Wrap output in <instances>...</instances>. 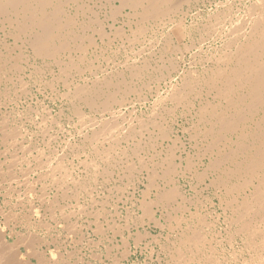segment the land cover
Wrapping results in <instances>:
<instances>
[{"label":"bare ground","instance_id":"1","mask_svg":"<svg viewBox=\"0 0 264 264\" xmlns=\"http://www.w3.org/2000/svg\"><path fill=\"white\" fill-rule=\"evenodd\" d=\"M206 2H209L211 7L208 5L209 7L207 8H210V10L208 9L207 13L203 15L197 4L202 3L203 5H205ZM193 9L195 11H193ZM97 11L101 12L102 15L100 16ZM119 18L121 22L120 24L117 22ZM105 27H108L109 31ZM148 31H151V34H147ZM194 31H196V33L197 31L200 32L199 36L201 37V41H197L199 42L198 44H194V38L196 39V37L193 36L194 34H196ZM118 36L120 39H122V44L126 42L125 44L127 48L130 47L131 49H133V47H135L138 43L140 47L138 48V51H135L141 56L137 57V55H135L136 57L132 58L131 61V58L128 59L127 57H125L126 59L121 63L117 62L118 64H116L115 67H112V70L105 72L102 71L103 73L97 74V68L94 64L93 59L96 58L97 55L101 54V52L98 53V51L102 50L101 46L99 47L101 50L97 49V44L99 42L98 39L105 45L107 44L108 46H110L112 39L114 40L115 37ZM202 38H205L203 39L205 41L209 39V44L206 49L203 48L205 42L202 40ZM205 46L207 45L205 44ZM135 51H133L134 54ZM185 51L190 52L188 58H186L185 56ZM110 57V60L113 59L112 56ZM186 59L190 60L186 62ZM38 60H40V63L43 64H39ZM185 64L188 66L186 67ZM105 66H107V64ZM24 68H26V70H29L27 76H30L33 72H35L36 74H39L40 72H48L50 78L49 80L46 79L47 77L45 79L48 80L46 84H48L49 88H56V84L58 85L59 82L60 84L62 83L61 85L64 88V91L59 93L58 95L61 94L60 96L63 98V100H67L68 105H66V107L68 106V111L72 113L73 110L72 114L78 116V120H80L79 122L80 124H82V129L79 131H81L80 133H82V135L84 136L83 140H85V142L86 139H88L89 142H86L87 144H90V141H92V143L94 144V149H96L95 153L100 156L97 157V159L101 158V156H113L111 155V153L117 152V149L122 142H127L129 138H133L135 135H138V133H141V135H138L140 137L142 136V133L148 132L146 134H148L150 141L152 139L154 143L156 141L155 139L158 137H171V129L166 127L168 124H166V126H163L162 123L155 121L154 118L149 120H142V118L139 117L140 115L137 116L133 114L134 117L137 116L135 119L137 120V122H135V124V120H133V116L131 114H126L128 115V117L124 116L125 113H122L124 111H122L120 108L117 109V107L124 104V102L128 98V95L130 93L138 91V88L148 86V84H150L151 82L157 83L161 80L165 81L166 86L169 89H166L167 91H165V95H163L160 100H167V98H169L167 101H174V105H176V103H178V105L179 103L187 105L186 113L189 115L190 121H192V123H190V125L192 124V126L189 129L190 131L188 132V135H186L190 138V140L192 139V146H196L199 149V151H197L198 149L196 150V152H198L196 153L197 158L201 157L202 159H207V164L204 165L201 172L197 173L198 171H196V176L199 177L200 181L202 182L206 177H208L209 183L207 182L206 185L209 186V189L210 186H212V189L214 190L213 192L219 198V202L223 207L224 219L226 222L225 231L227 233L226 236L228 237L227 241H229L230 243L232 242V240L234 242V239H240L241 244L239 249L247 250L249 254L247 258L248 262H246V258H243L245 264H264V0H0V88H11V90H14L13 88L17 84H15L16 78L18 79L17 82H19V87H16L26 88V81L23 82V78L20 74V72L23 71ZM87 70H89L93 77L85 78L83 76L84 79L82 80V82L74 79V76H82V73L86 72ZM172 73H174V76H172ZM77 77L75 78L78 79ZM25 80H27V78ZM43 80L44 79H42V81ZM6 90L2 92L5 93ZM3 93L0 92L2 96H4ZM23 93H26L24 89ZM140 93L141 92H138V94ZM7 95H5V97H7ZM143 95L142 97L144 100L145 95ZM55 97L56 96H54V98ZM142 97H140L141 100ZM43 104L44 103L42 102V105ZM182 104L180 106H182ZM152 106L157 108L159 105H157V107L154 105ZM169 107L171 106H168L166 108L168 109ZM85 108H88V112H94V114L89 115V113H85ZM184 108L185 107H183V109ZM42 109L43 111L44 109L45 111L47 110L45 105L42 106ZM59 110L58 114H60L62 111ZM161 111L164 110L161 109ZM131 112L133 111L131 110ZM156 112L154 110L153 114L155 116H158L160 113H157V115L155 114ZM45 113L48 112L46 111ZM178 113V116H180V112ZM154 115L149 116L154 117ZM17 117L20 116L18 115ZM169 119L171 120L170 117ZM48 120L49 124L51 122L54 123V121L58 122V118L55 119V117H50V119ZM45 123L46 121L42 123L44 127L43 130L40 131V133L42 132L41 135H43L42 139L44 146L42 150H40V157H37L38 159L41 158L38 160L40 163L36 162L39 167L37 166V164L36 167L41 170V172L39 171L41 174H39L43 176L42 179L49 178L52 183L58 185L59 187L67 174L66 172V175L62 174V178H59L57 177L58 175H55L56 171L64 168V163L58 156V159L56 158V162L55 160L54 162L50 161L54 157L51 158V156H47L49 155L50 151L49 141L51 136L50 133L48 134V129L49 127L53 126V124L49 126ZM4 124H0V134L3 133V136H0L1 139H3L2 143L3 141L9 140L10 138L14 139L12 141L15 142L16 140L17 142V139H15V135L18 134V130L20 128L17 129L16 127H14V129H17L16 131H18L16 132L15 130H10V128L6 127V125ZM148 125L150 127L152 126L153 128L148 127ZM78 128H80V126ZM156 130H158V133L156 134V136H152V133H154ZM54 138L51 136L52 140ZM143 139L144 138L141 137L139 139L137 138V142H134V146L132 145V152H135L137 154L135 156H138L140 160L141 158L139 157L140 155L138 151L140 149H143L147 142H145ZM12 141H10L11 145L13 144ZM153 141L149 142V148ZM130 143L132 144L133 142L131 141ZM181 144H183V142ZM73 145H75V143H73ZM51 146L53 145L51 144ZM168 146L169 144L167 145V150H169ZM51 148V151L55 153L56 147ZM53 148L55 151H53ZM123 148H121L122 150L119 148V151H124L126 153V151H128L127 148L129 147L124 149ZM176 148H174L175 150L171 149L166 152V155L162 151V155H165V157L160 158L161 160L158 161L154 159V162H150V167L147 164V160V162L145 160H141V163H139V160L136 159V161L140 164V169H138V172L142 168H145L151 173H147L148 179L150 178L151 185L159 184V182L157 184L156 178L161 179L164 183H169V186L167 184L168 187L160 186L161 188H159L158 186H156L157 190L155 191L156 193H154V199H152L151 197V199L148 201V196L147 200L143 199V201H146L144 202L145 206H143L142 209L145 207V211L147 213L146 215L151 217L152 220L154 217V215L152 217V208L159 203L165 202L166 204L167 202H177V207H182L183 209L186 208L183 207L185 205V202H183L185 200V194L184 191L180 189L181 185L179 186V184H177V176L179 174L181 176L193 169L191 164L192 159H185V161L187 160V162L185 163H188L185 166L186 169L180 168L183 163L182 161L184 154L176 153ZM24 149L28 150L27 148ZM132 149H130L129 151L131 155H133L131 152ZM181 150L185 151V149ZM37 152L39 153V151ZM124 152L122 153V155L125 154ZM189 152L186 149V156L189 155ZM192 152H194V150ZM128 154L125 156H128L129 158L130 155ZM154 154H151V156ZM21 156L23 157L24 155L22 154ZM41 156H45V160L42 161L43 158ZM54 156L56 157V155ZM121 157L122 156H120L119 158ZM194 157L196 156L194 155ZM14 158L13 161H11V163L13 162V164L15 163ZM176 158L177 161H175ZM16 159L18 160L19 158ZM108 159L105 162L109 161ZM117 161L120 162V160ZM117 161L113 160V163ZM121 161L123 160L121 159ZM17 162L18 161H16V163ZM90 162H92V160ZM111 163H109V165L107 166H112L113 163ZM106 164H108V162ZM127 165L126 167L132 166V164H130L129 166ZM133 165H135V163ZM103 170L104 172L106 171L105 173H107V170L105 168ZM132 170L131 173L128 170L127 171L132 176L136 175L137 173H132ZM142 171H144V169H142ZM10 172L12 174L11 176L14 177L15 173L13 172V170H11ZM20 172L22 171H19L18 173ZM60 172L56 174H59L61 176ZM24 173H26L25 170ZM129 173L127 175H129ZM68 175L70 174L68 173ZM71 177L68 178L70 179V181ZM192 178L195 179V177ZM23 180L26 181L27 179L25 180L24 178ZM47 181L50 182L49 180ZM157 181L159 180L157 179ZM41 182V189H39L40 187H36L39 191L42 190V188L45 189L46 182ZM75 182L77 181L74 180V183ZM33 185L32 188L34 187ZM149 185L146 187H149ZM64 186L66 185L64 184ZM3 187L4 186L2 185V188ZM9 188L11 189V186ZM25 189L27 190L31 188L28 187ZM64 189L62 191H64ZM6 190L7 189H5V191ZM148 191L151 190L149 189ZM55 192L53 195H55ZM186 198L188 200L189 197L187 196ZM21 199L22 198H20V200ZM46 199L48 200L49 198ZM47 200L46 202H49L47 204L48 206L50 203V205L54 204L50 202L51 200ZM192 200L193 199H190L187 202H190ZM182 203L184 204L182 205ZM41 204L43 206V203ZM33 206L30 207L29 212H31ZM159 207L161 208V206ZM52 209L53 208L50 209V212L52 211ZM170 209L172 210L173 208ZM187 210L189 211L188 216L182 218H176L175 216L176 223L175 225H173V232H176L174 238H176L177 241L174 242V244L170 243L173 244L174 247L173 256L178 260H181L180 263L184 261V264H219L221 258L219 259L217 255L213 256L214 250L211 249V251L208 249V242L210 240L209 238H207V232L205 234L203 231L204 227L208 226V221H205L206 219L201 220L203 222H206L207 224L204 225L203 228L200 227L202 225V222L200 223V217H204V214L201 213L202 215L198 218L197 216H195L194 211L192 212L189 208H187ZM166 213L169 214L170 211H166L165 214ZM21 216H24L25 218L26 215L23 214ZM27 217L28 216H26V218ZM111 221L113 222V219ZM181 221L185 223V226H183V224L181 226ZM196 221L199 222L200 226H198ZM112 225L113 224H111V226ZM126 225L127 224H125V226ZM0 232L2 231L0 230ZM27 236L24 235V237L26 238ZM2 237L3 235L0 237V240H2ZM36 240L38 239H35V241ZM28 241L29 239H27V243L30 242V245H28L32 248L35 245V241ZM216 244H218V242ZM166 247L167 246H165V248ZM9 249L7 250L8 254L3 253L0 255V264H22V261L25 259H19L18 257H16V252L10 253L11 250ZM35 250L33 249L34 252ZM203 251H207L209 255L205 254V252ZM53 252H51L50 255L55 254ZM229 255L231 254L229 253ZM41 259L43 260V257ZM49 259L54 261V259L52 258ZM172 259L174 260V258ZM53 261L50 262V264L53 263ZM222 261H224V259H222ZM240 261L243 262L242 260Z\"/></svg>","mask_w":264,"mask_h":264},{"label":"rangeland","instance_id":"2","mask_svg":"<svg viewBox=\"0 0 264 264\" xmlns=\"http://www.w3.org/2000/svg\"><path fill=\"white\" fill-rule=\"evenodd\" d=\"M208 5L210 6L209 2H206L205 5H203L202 3L197 4L198 8L200 9V11L202 12L203 15H205L207 13L208 9L210 10V8H207V7H209ZM102 10H103V8H102ZM193 11H195V10L193 9ZM98 14L100 16L102 15L101 12H98ZM117 22L119 24L121 23L120 18L118 19ZM105 28H107V30L109 31L108 27H105ZM194 32L196 33V31H194ZM147 34H151V31H148ZM196 34L193 35L194 37H196V39L194 38V40H195L194 44H198L201 41V39H200L201 37L199 36L200 32L197 31ZM146 36H149V35H146ZM198 37H199V39H198ZM203 39H205V38H202V40ZM184 40H186V39H184ZM98 41H97L98 42L97 49L101 50L99 48L101 46L102 50L98 51V53L101 52V54L97 55V57L93 59L94 64L96 65V68H97L96 69L97 74H99V73L101 74L105 71L112 70L113 69L112 67H115L116 64L123 62L126 59L125 57H127L128 59L131 58L130 59V61H131L132 58L136 57L135 55H137V57L141 56V55L137 54L135 51V50L138 51V48L140 47V45L138 43L136 44L135 47H133V49H131L129 47L131 49L130 50L129 48H127V46L125 44L126 42L124 44H122V42H121L122 39H120L119 36L115 37L114 40L112 39L110 46H108L107 44L105 45L99 39H98ZM197 41H199V42H197ZM203 41L205 42L203 48L206 49L208 47V44H209L208 43L209 39H207V41H205V40H203ZM119 42H121V43H119ZM205 44L207 46H205ZM123 45H124V47H123ZM106 47H108V48H106ZM126 49H128V50H126ZM116 51H118L119 53ZM133 51H135V54L133 53ZM109 55L112 56L113 59L110 60L109 58H111V57ZM189 55H190V52L185 51L186 58H188ZM93 56H95V55H93ZM174 57H175V55H174ZM101 58H103L104 60L106 59L107 61L106 60L104 61ZM188 60H190V59H188ZM188 60L186 59V62ZM38 63L43 64V63H40V60H38ZM106 64H107V66H105ZM40 66H43V65H40ZM185 66L187 67L188 65L185 64ZM98 68H99V70H98ZM28 71L29 70H26V68H24L23 71L20 72L21 77L23 78V82L26 81V84L24 83L26 88H18L19 82H17V80H18L17 78H16L15 84L17 83L16 86H18V87L14 86L15 84L12 85V86H14V88H13L14 90H11V88H8L9 89V91H8L7 88H4V89L0 88V90L3 89L0 91L1 93H3L7 89L6 92L3 93L4 96H2V94H0V104H1L0 105V124L3 125L5 123L4 125H6V127L10 128V130H15L14 127H16L17 129H19V128L22 129V130L19 129L18 130L19 132L16 131L17 129L15 130L16 132H18V134H20V135H18V134L15 135L16 138L14 137L15 139H17V142H16V140H15V142L12 141L14 139L10 138L9 140L3 141V143H2L3 139H1V137H0V150L2 149L0 151V167H1L0 169H2V170H0V230L2 231V232H0V237L3 235L2 240H0V250H1L0 255L3 253H7V250L10 247L9 250L13 251V252L10 251V253L16 252L15 253L16 257H18L21 260L23 258L25 259L22 261V264H50V262H52L53 260H50L49 258L54 259V257L56 255L57 256L55 257V259H57V260L54 259V261H56V262L53 261L54 264L55 263L56 264L57 263L58 264H60V263L61 264H174L175 262H176L175 264H184V261H182L180 263L181 260H178L176 257L173 256V254H174L173 244H174V242L177 241V239L174 238L176 235V232L175 231L173 232V225H175V223H176L175 219L177 217L182 218V217L188 216L189 211L187 210V208H189L192 212L194 211L195 216H197L198 218H199V216L204 214V217H202V216L200 217V223L202 222L201 226H200L199 222L196 221L198 226L203 228L204 225H206L207 223L203 222L201 220L206 219L205 221H208V224H207L208 226H205L206 228L204 227L203 231L205 234L207 232V238H209V240H210L209 242L207 241L209 243L208 249L214 250L213 256L217 255V257L219 259L221 258L220 261L222 263L219 261V264H245L244 263L245 261H243L245 258H246L245 259L246 262H248L247 258L249 256V254H248L247 250H240L239 249L240 244H241L240 239L239 238L234 239V242L232 240V242H230V243H229V241H227L228 237L226 236L227 233L225 231L226 222L224 219L223 207L221 206V204L219 202L218 196L213 192L214 190L212 189V186H210V189H209V186L206 185L207 182L209 183V181H208L209 178L206 177L204 180L205 181V183H204V181L203 182L200 181V178L196 176L197 173L202 171L204 165L207 164V159L203 158L204 159L203 160L201 157L197 158L196 153H198V152H196V150L198 149V147L194 146V147H196V148H194L192 146V139L190 140V138L187 136L188 132L190 131L189 129L192 126V124L190 125V123H192V121H190L189 115L186 113L187 112V108H186L187 105L186 104L184 105L182 103H179V105H178V103H176V105H177L176 106V105H174V101H172V100L170 102L167 101L169 98H167V100L166 99L160 100V98L163 95H165V93H166L165 91H167L166 89H169V88H167L165 81L161 80L160 82H157V83L151 82L150 84H148V86L141 87L142 89L138 88V91L130 93L128 95L127 100L124 102V104H122V106L117 107V109L120 108L122 111H124V112H122L123 114L125 113L124 116L128 117V115L131 114L133 116V120H135L136 117L139 115H140L139 117L142 118V120H149V119L154 118L155 121L162 123L163 126H166V124H168L166 127L171 129V134H172L171 137H169V138L158 137L155 139L156 140L155 143L151 139V141H153V142L150 145V148L148 145L150 144L149 142H151V141L148 137V134H146L148 132L142 133V136H144V137L140 136L141 138H144L143 140L145 142L146 141L147 142H146V145L144 146V148L140 149L138 151L139 155H140L139 157L141 158V160H145V161L147 160L148 161L147 164L149 167L151 166V163H150L151 161L154 162L155 160L156 161L161 160L160 158H164L166 155V152H168L171 149L176 148L177 146L178 147L176 148L175 152L184 154L183 155V161H182L183 163H182V166H180V168L186 169L185 166L188 163L186 164L185 162H187L188 159L193 160V161L191 160V162H192L191 164H192L193 169L191 171L186 172L190 176L187 175L186 173L183 174L184 176L183 175L180 176V174L177 176V184H179V186L181 185L180 189L182 191H184V194H185V200L183 201V202H185V205L183 207H186V208L183 209L182 207H177L178 206L176 204L177 202L176 203H168L167 202L166 204H165V202L159 203V204L153 206V208H152L153 211L151 210L152 211V217H153V215L155 217V218L153 217V220H154L153 221L151 217L146 215L147 213L145 211V207L143 208L144 210L142 209V207L145 206L144 202L147 200V196L149 198L148 201L151 199V197H152V199L155 198L154 193H156L155 191L157 190L156 186H158L159 188L164 187V186L168 187L169 183H166V182L164 183L161 179L156 178V182H157V184L159 182V184L158 185H151L150 178L148 179V174L150 173L149 170L142 168V169H144V171H147V172L142 171V169L139 170V172H138V169H140L139 163H141L140 162L141 160L138 158V156H135V155H137L135 152H132L133 151L132 145L134 146V144H135L134 142H137V138L138 139L140 138L138 135H141V133H138V135H135L136 137L134 136L133 138H129L127 140V142H122L117 149L118 153L111 151L112 152L111 155H113V156H110V155H109V157L107 156L109 159L106 156L105 157L101 156V158L97 159V157H100V156L97 153H95L96 149H94V144L92 143V141H90V144H87L89 142L88 139H86V142H87L86 143L85 140H83L84 136L82 135V133H80L81 131H79L82 129V124H80V122H79L80 120H78V116L72 114L73 110H72V113L70 111H68L69 108H68V106L66 107V105H68L67 100L64 99L65 100V105H64V100L60 96L61 94L58 95L59 93L64 91V88L61 85L62 83L60 84V82H59L58 85L56 84V88H49L48 84H46L50 78L48 72H46V73L40 72L39 74L38 73L36 74L35 72H33L32 73L33 75L31 74L32 76L31 75L27 76ZM88 72H89V70L82 73V76L76 75V76H74V79L82 82L84 77L85 78L93 77L92 74L90 72L89 73ZM42 74H43V76H42ZM83 74H85V75H83ZM172 76H174V73H172ZM75 77H77L78 79H76ZM26 78H27V80H25ZM29 78H32V79H29ZM45 78L48 80H46ZM42 79H44V80L42 81ZM27 81H28V83H27ZM44 81H45V83H44ZM42 83H43V85H42ZM47 86H48V88H47ZM157 86H158V88H157ZM147 87H150V88H147ZM23 89L26 91V93H23ZM57 91H58V93H57ZM53 92H54V95H53ZM138 92H141V93L138 94ZM5 95H7V97H5ZM142 95L145 97L144 100H143ZM54 96H56L57 98L56 97L54 98ZM140 97H142V100ZM18 98H19V100H18ZM156 100H158V101H156ZM42 102L44 103L43 105L46 106V109H47L46 111L48 113H45L46 112L45 109H44L45 112L43 111ZM181 104H182V106H180ZM29 105H30V109H29ZM152 105H154L156 107H157V105H159V106L157 108H155ZM161 106H165V107H161ZM168 106H171L168 108L171 112L166 108ZM183 107H185V108L183 109ZM58 108L60 110H62L60 114H58V110H59ZM153 108H155V109H153ZM161 109L164 111H161ZM174 109H175V111H174ZM131 110L133 112H131ZM154 110H155V112L157 111L155 114H157V113L158 114L160 113V114L159 115L157 114L158 116H155L153 114ZM56 111H57V113H56ZM84 111H85V113H89V115L94 114V112H88L89 111L88 108H85ZM166 111H168L169 113ZM178 112H180V116H178L179 115ZM175 113H176V115H175ZM182 113H184V114H182ZM126 114H128V115H126ZM133 114L137 115V116L134 117ZM18 115L20 117H17ZM49 115H52V116H49ZM149 115H152V116L154 115V117L149 116ZM168 115H170V116H168ZM34 116H36V117H34ZM50 117H53V118L55 117V119L58 118V122L54 121V123L51 122L49 124L48 119H50ZM169 117L171 118V120L173 117L172 122L169 119ZM175 118L177 121L175 120ZM187 118H189V119H187ZM1 119H3V120H1ZM186 120H188V121H186ZM44 121H46L45 124H47L49 126H51L53 124V126L49 127L48 134L50 133L53 138L55 137L53 139L54 140L53 141L51 139V136H50V141H49V144H50L49 150L50 151L48 150L49 155H47V156H51V158L54 157V158H52V160H50L52 162H54V160L56 162V160L59 157V158H61V161L64 163V165H63L64 168H61L59 170L57 169L59 172L61 171L60 172L61 176L59 174H56V173H59L58 171H56L55 175H58L57 177L62 178L63 177L62 174L64 175L65 172L67 174V175L65 174L66 176L64 177L66 180L65 179H63V181L61 180L62 181L61 184H63V185L60 184L61 187L60 186L58 187V185L52 183L49 178L42 179L43 176L40 175L41 170H39V168L36 167V164L40 163L38 160L41 159V158L38 159L37 157L40 155V150H42V148L44 146L43 145V139H42L43 135H41L42 132L40 133V131L43 130L44 125H42V123H44ZM21 122H22V125H21ZM135 122H137V120H135L134 123ZM79 126H80V128H78ZM168 126H170V127H168ZM41 127H42V129H41ZM74 127H75V129H74ZM148 127H150V126L148 125ZM183 127H185L186 130ZM150 128H153V127L151 126ZM177 132H178V134H177ZM35 133L37 136L35 135ZM157 133H158V130H156L154 133H152V136H156ZM0 136H3V133L0 134ZM130 139L133 142L132 144L130 143L131 142ZM34 140H36V141H34ZM10 141H12V143H13L12 145H11ZM4 142H7V143H4ZM167 142L169 144V146H168L169 150H167V145H168ZM182 142H183V144H181ZM9 143L11 146L9 145ZM73 143H75V145H73ZM24 144H27V145H24ZM51 144L53 146H51ZM77 144H78V146H77ZM126 144H127V146H126ZM180 144L182 145V147ZM6 146L8 149L6 148ZM106 146H108V145H106ZM23 147L27 148L28 150L24 149ZM51 147H54V148L56 147V149H55L56 151L53 148V151H55L56 154L51 151V149H52ZM84 147H85V149H84ZM123 147L124 148H127V147L130 148L131 147L130 149H132L131 152L133 155L130 154L129 148H127L128 151H126V153L124 151H119V148L121 149ZM153 147L156 149H154ZM34 148H36V149H34ZM145 148L147 149V151ZM181 149H185V151L187 149L188 152L190 151L189 152L190 156L189 155L186 156L185 151H183ZM192 149L194 150V152H192L193 151ZM156 150H158V151H156ZM37 151H39V153ZM162 151L164 152L165 155H162L163 154ZM197 151H199V149ZM11 152L14 154H12ZM123 152L125 154L122 155ZM150 152H151V154H154V153L155 154L151 156ZM21 153L24 155L23 157L21 156L22 155ZM115 153H117L118 155ZM144 153H145V155H144ZM127 154L130 155L129 158H128V156H125ZM193 154L196 157H194ZM54 155H56V157ZM62 155H64V156H62ZM118 156L119 157L122 156V157L119 158ZM123 156L127 161L123 158ZM41 157L43 158L42 161L45 160V156L44 157L41 156ZM111 157H112V159H111ZM13 158L15 159L14 160L15 165L13 164V162L11 163V161H13ZM16 158H19V159L17 160ZM104 158L105 159L107 158L112 163H113V160L114 161L120 160L121 163L119 161H117V162H114L112 166L110 165L108 167L107 165H109V163H111V162L107 161L108 164H106L107 162H105V161L107 159L105 160ZM121 159L123 161H121ZM136 159L139 160L138 161L139 163L136 161ZM185 159H187V160L185 161ZM91 160H92V162H90ZM16 161H18V162L16 163ZM175 161H177V158L175 159ZM202 161H203V163H202ZM85 162L89 163V164H86ZM118 162L120 165L118 164ZM124 162L126 165L128 164L127 166H129L130 164H132V166L126 167ZM131 162H133V163H131ZM19 163H20V165H19ZM134 163H135V165H133ZM193 163H195V164H193ZM96 164H97V166H96ZM136 164H138L139 166ZM92 165H94V166H92ZM37 166L39 167L38 164H37ZM31 167H32V170H31ZM93 167H96V168H93ZM87 168H89V169H87ZM102 168L103 169L105 168L107 170V173H105L106 171L104 172V170ZM132 169H135L136 171L132 170ZM9 170L10 171L13 170V172L17 176L14 174V177H12L11 176L12 174ZM24 170L26 173H24ZM110 170H111V172H110ZM127 170L130 173L132 170V173H134V174L137 173V174L133 175V176H135V177H133L132 175H130V173ZM19 171H22L24 174L22 172H20L21 173V176H20V173H18ZM63 171H64V173H63ZM196 171H198V172L196 173ZM1 172H3V173H1ZM127 172L129 173V175H127L128 174ZM68 173L70 175H68ZM123 174L126 176H124ZM192 175H194V176H192ZM69 177H71V181L74 179L79 183H77V182L74 183V180L72 181L73 182L72 183L70 181V179H68ZM192 177H195V179ZM24 178H25V180L26 179L27 180L24 181L23 180ZM76 178H78V179H76ZM131 178H132V180H131ZM30 179H32V180H30ZM157 179L159 181H157ZM15 180H17V181H15ZM47 180H49L50 182H48ZM41 181H43V183L46 182L45 183V189L42 188V190H40V191H44V192H40L37 189L39 187H40L39 189H41V185H42ZM7 182L9 183V186H8ZM18 182H19V184H18ZM65 182H67V183H65ZM26 183H29V184H26ZM76 183H77V186H76ZM162 183H164V184H162ZM24 184H26L27 186ZM33 184H35V185H33ZM47 184H48V186H47ZM64 184L66 186H64ZM74 184H75L76 188L74 187ZM78 184H79V186H78ZM167 184H168V186H167ZM2 185L4 186L3 188H2ZM32 185L34 186L33 188H32ZM148 185H149V187H146ZM205 185L207 188L205 187ZM10 186H11V189L9 188ZM93 186H95V187H93ZM28 187H30L31 189L26 190L25 188H28ZM83 188H85L86 190L88 189V190L86 191ZM5 189H7V190L5 191ZM33 189H35V190H33ZM60 189H61V191H60ZM63 189H64V191H62ZM149 189L151 191H148ZM55 190H56V192H55ZM15 191H17V192H15ZM76 191H78V192H76ZM45 192H46V194H45ZM54 192H55V195H53ZM8 194H9V196H8ZM18 194H19V196H18ZM28 194H29V196H28ZM144 196H146V197H144ZM187 196L189 197L188 200L193 199L192 201H190L191 203L187 202L188 201L186 198ZM37 197H40V198H37ZM20 198H22L23 200L22 199L20 200ZM46 198H49V199L47 200ZM18 199L20 202L18 201ZM39 199H40V201H39ZM143 199H146V200L143 201ZM27 200L31 201L32 204H31V202H28ZM46 200L47 201L51 200L50 202H52V204L53 203L54 204L50 205L51 204L50 203L48 206L47 204L49 202L47 203ZM17 201H18V203H17ZM41 203H43V206ZM44 203H45V206H44ZM183 204L184 203H182V205ZM31 206H33V207H32L31 212H29ZM159 206H161V208ZM166 206H168V207H166ZM51 208H53V209L50 212ZM170 208H173V209L171 210ZM166 209H168V210H166ZM179 210H181V211H179ZM87 211H88V213H87ZM166 211H170V213L167 214L168 213L167 212L165 214ZM174 213H176V214H174ZM222 213H223V215H222ZM23 214L28 216V217L26 218V216H25V218H24V216H21ZM172 216H174V217H172ZM175 216H176V218H175ZM112 219H113V222L111 221ZM155 222H157V223H155ZM181 222H182L181 226H182V224H183V226H185V223L183 221H181ZM209 222L210 223L212 222V223L210 224ZM47 223H49V224H47ZM67 224H68V226H67ZM111 224H113V225L111 226ZM125 224H127V225L125 226ZM123 225H124V227H123ZM110 226H111V228H110ZM24 235L25 236L28 235L27 238L24 237ZM23 237H24V239H23ZM27 239H29V241L30 240L35 241V239H38V240L35 241V245L34 246L32 245L33 247L31 248L29 246L30 242L28 241L29 243H27ZM217 242H218V244H216ZM170 243H173V244H170ZM209 245H210V247H209ZM165 246H167V247L165 248ZM2 247H4L5 249ZM167 248H168V250H167ZM169 248L172 250H170ZM12 249H14L15 251ZM33 249L34 250L36 249L35 252L37 254L33 251ZM37 250H38V252H37ZM51 252H53L55 254L50 255ZM203 252H205V254L209 255V253L207 251H203ZM227 252H229L231 255H229V253H227ZM237 253H238V255H237ZM39 254H41V255H39ZM59 254H60V256H59ZM4 255H6V254H4ZM219 255H221V256H219ZM40 257L41 258L43 257V260ZM233 257H235V258H233ZM172 258H174L175 261ZM222 259H224V261H222ZM40 260H42L43 262ZM171 260L173 263L171 262ZM240 260H242L243 262H241ZM24 261H26V262H24ZM53 263H51V264H53Z\"/></svg>","mask_w":264,"mask_h":264}]
</instances>
